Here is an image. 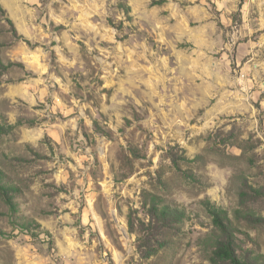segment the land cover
<instances>
[{"label": "rangeland", "instance_id": "374dc122", "mask_svg": "<svg viewBox=\"0 0 264 264\" xmlns=\"http://www.w3.org/2000/svg\"><path fill=\"white\" fill-rule=\"evenodd\" d=\"M0 7V264H264V0Z\"/></svg>", "mask_w": 264, "mask_h": 264}, {"label": "trees", "instance_id": "16d2710c", "mask_svg": "<svg viewBox=\"0 0 264 264\" xmlns=\"http://www.w3.org/2000/svg\"><path fill=\"white\" fill-rule=\"evenodd\" d=\"M1 8V7H0ZM126 13L129 11V7H125ZM1 64V63H0ZM14 125H7L6 123H0V133L8 132L13 128ZM16 191V187L7 183H4L0 174V193L7 197V202L11 208H13V202L9 193ZM157 202V197L152 196V202L147 208V215L150 219H155L160 224L165 225L168 222L175 220L179 221L183 218L184 213L178 212L175 209L170 208L168 205H162L159 207ZM208 213L212 217L213 225L216 229V237L214 240V246L211 250L210 260L212 264H245L242 259H240L235 250V240L234 234L230 227V220L228 219L225 210L216 207L209 201L203 203ZM237 217H242L247 221L263 220L260 217H256L252 210L250 209H237L235 211ZM23 228H31V226H40L35 220H28L20 225ZM158 228V226L156 227ZM4 231L0 229V236L4 235ZM142 256L147 257L154 253V249L149 247L148 249H140Z\"/></svg>", "mask_w": 264, "mask_h": 264}]
</instances>
